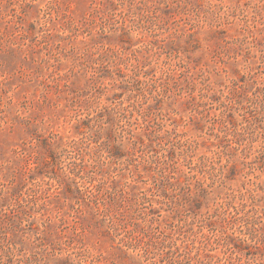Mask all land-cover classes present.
Wrapping results in <instances>:
<instances>
[{
	"label": "rangeland",
	"instance_id": "1",
	"mask_svg": "<svg viewBox=\"0 0 264 264\" xmlns=\"http://www.w3.org/2000/svg\"><path fill=\"white\" fill-rule=\"evenodd\" d=\"M0 264H264V0H0Z\"/></svg>",
	"mask_w": 264,
	"mask_h": 264
}]
</instances>
